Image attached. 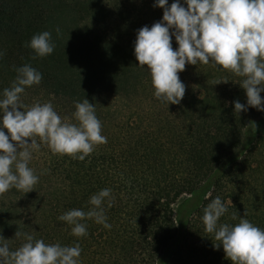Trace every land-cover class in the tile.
I'll use <instances>...</instances> for the list:
<instances>
[{"label": "trees", "instance_id": "1", "mask_svg": "<svg viewBox=\"0 0 264 264\" xmlns=\"http://www.w3.org/2000/svg\"><path fill=\"white\" fill-rule=\"evenodd\" d=\"M153 3L0 0V92L17 67L30 64L42 79L21 94L25 105L50 101L75 123L73 101L87 98L107 140L80 160L52 153L36 137L40 149L29 162L39 177L34 189L1 193V238L10 250L24 242L18 230L45 243L78 242L79 264H233L222 245L214 248L201 219L217 196L228 206L218 223H238L246 212L264 229V111L249 106L236 113L234 101L246 104L241 77L211 62L186 63L179 72L186 86L179 104L155 98L133 47L136 30L163 15ZM44 30L54 51L33 59L27 42ZM102 188L111 189V206L104 204L111 227L85 219L87 235L73 236L57 217L71 208L87 211ZM183 199L193 202L180 218Z\"/></svg>", "mask_w": 264, "mask_h": 264}, {"label": "clouds", "instance_id": "2", "mask_svg": "<svg viewBox=\"0 0 264 264\" xmlns=\"http://www.w3.org/2000/svg\"><path fill=\"white\" fill-rule=\"evenodd\" d=\"M153 7H161L163 15L151 26L136 30L133 47L138 66L146 67L150 73L155 98L179 104L186 87L179 72L186 63L211 62L241 77L239 84L245 91L246 104L234 101L236 113L247 111L249 106L264 111V97L260 95L264 92V0H172L171 4L168 0H154ZM59 31L57 28V34ZM172 37L178 45L175 50ZM26 46L33 50L35 59L52 54L55 43L51 32L44 30L33 34ZM15 71L11 85L0 92V193L13 187L25 193L34 189L39 177L29 162L32 153L40 149L36 137L52 153L80 160L95 145L107 142L101 134L95 105L89 99L73 101L75 123L62 118L50 101L25 105L21 94L26 87L39 84L42 73L30 64ZM221 81L227 80L215 84ZM252 127L255 128L254 123ZM105 203L111 206L110 188L93 193L87 211L71 208L57 220L70 225L75 237L87 235V226L82 222L85 219L110 228ZM227 211V203L219 196L203 208L204 231L212 234L214 248L222 245L233 264H264V229L246 219V212L238 223H218ZM232 218H236L235 213ZM15 237L24 240L15 250H10L8 242L0 238V264H79L78 242L45 243L18 230Z\"/></svg>", "mask_w": 264, "mask_h": 264}, {"label": "rangeland", "instance_id": "3", "mask_svg": "<svg viewBox=\"0 0 264 264\" xmlns=\"http://www.w3.org/2000/svg\"><path fill=\"white\" fill-rule=\"evenodd\" d=\"M191 199V198H190ZM183 199L181 200V204L179 205V217L181 218L184 215V211L192 204L193 199L192 200H186ZM0 213H1V193H0ZM0 238H1V225H0Z\"/></svg>", "mask_w": 264, "mask_h": 264}]
</instances>
